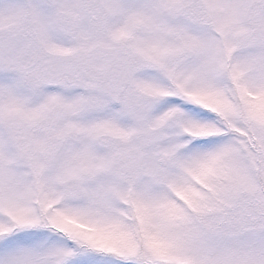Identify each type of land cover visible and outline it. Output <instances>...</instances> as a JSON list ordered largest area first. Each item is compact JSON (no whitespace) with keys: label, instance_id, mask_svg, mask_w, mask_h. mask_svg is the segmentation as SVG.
Wrapping results in <instances>:
<instances>
[{"label":"snow or ice","instance_id":"6c2138e0","mask_svg":"<svg viewBox=\"0 0 264 264\" xmlns=\"http://www.w3.org/2000/svg\"><path fill=\"white\" fill-rule=\"evenodd\" d=\"M0 264H264V0H0Z\"/></svg>","mask_w":264,"mask_h":264}]
</instances>
